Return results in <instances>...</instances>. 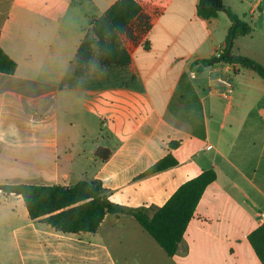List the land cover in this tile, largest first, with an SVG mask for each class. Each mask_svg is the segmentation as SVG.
Segmentation results:
<instances>
[{
	"label": "crops",
	"instance_id": "obj_1",
	"mask_svg": "<svg viewBox=\"0 0 264 264\" xmlns=\"http://www.w3.org/2000/svg\"><path fill=\"white\" fill-rule=\"evenodd\" d=\"M116 1L0 0V46L17 63L14 75L0 73V185L101 181L111 202L153 215L202 172L214 170L217 180L174 257L130 214L107 215L93 234H61L31 220L21 196L0 190V264L13 249L17 264H263L249 236L264 223V79L215 59L231 19L224 11L201 17V0H136L151 29L127 43L131 62L103 65L94 45L76 75L79 47ZM223 2L252 27L232 54L264 65L253 21L259 0ZM210 59L217 62L201 63ZM183 78L201 102L205 139L169 110ZM223 78L234 86L230 99ZM98 148L113 152L109 161L95 157ZM168 154L176 167L137 180Z\"/></svg>",
	"mask_w": 264,
	"mask_h": 264
},
{
	"label": "trees",
	"instance_id": "obj_2",
	"mask_svg": "<svg viewBox=\"0 0 264 264\" xmlns=\"http://www.w3.org/2000/svg\"><path fill=\"white\" fill-rule=\"evenodd\" d=\"M226 12L232 26L223 46V53L215 57L226 64H240L252 68L264 79V65L242 56H234L232 48L239 37L252 33V27L239 19L223 0H201L199 15L213 19L220 12ZM151 29V18L136 0L116 1L100 18L92 24L94 40L86 39L76 55V75H82L93 58V46L100 54L103 65L127 66L131 55L127 43H140ZM204 66H211L213 59L203 60ZM17 63L0 46V73L14 75ZM169 110L176 120L191 128L193 135L205 139L206 127L201 102L186 78H183L170 104ZM171 149H177L180 142H171ZM113 152L108 148H98L95 157L107 162ZM178 165L173 154L158 161L138 179L155 175ZM217 180L214 170L202 172L198 177L183 184L175 194L153 215L147 210L127 209L109 199V191L101 181L81 180L72 186L62 185H0L6 194L21 196L31 220L46 224L61 234L79 235L96 233L107 215L117 218L132 215L139 225L165 251L174 257L180 247L187 227L193 218L206 189ZM249 241L256 255L264 264V223L250 236Z\"/></svg>",
	"mask_w": 264,
	"mask_h": 264
},
{
	"label": "rangeland",
	"instance_id": "obj_3",
	"mask_svg": "<svg viewBox=\"0 0 264 264\" xmlns=\"http://www.w3.org/2000/svg\"><path fill=\"white\" fill-rule=\"evenodd\" d=\"M105 6H106V2H105ZM248 15V11L246 12ZM250 19V18H249ZM257 19V20H256ZM255 23L258 22V26H259V52L262 53V47H264V0H259V10L256 13L255 16V20H253ZM6 240H8L9 242H11V234H7L4 236ZM8 256H9V261L7 262L8 264H13L17 262V255L15 250H10L8 252ZM0 262H1V258H0ZM17 264V263H16Z\"/></svg>",
	"mask_w": 264,
	"mask_h": 264
},
{
	"label": "built area",
	"instance_id": "obj_4",
	"mask_svg": "<svg viewBox=\"0 0 264 264\" xmlns=\"http://www.w3.org/2000/svg\"><path fill=\"white\" fill-rule=\"evenodd\" d=\"M221 54H218L217 57H220ZM219 83L225 88L224 91V97L226 99H230L232 97V95L234 94V86L232 84V82L228 79H219ZM260 219L264 222V213H262L260 215Z\"/></svg>",
	"mask_w": 264,
	"mask_h": 264
},
{
	"label": "water",
	"instance_id": "obj_5",
	"mask_svg": "<svg viewBox=\"0 0 264 264\" xmlns=\"http://www.w3.org/2000/svg\"><path fill=\"white\" fill-rule=\"evenodd\" d=\"M213 62H217V60H214Z\"/></svg>",
	"mask_w": 264,
	"mask_h": 264
}]
</instances>
